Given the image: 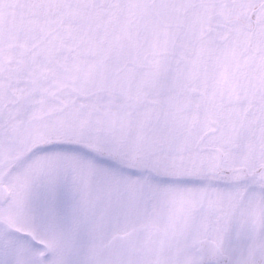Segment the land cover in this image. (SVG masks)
Wrapping results in <instances>:
<instances>
[{
    "label": "snow or ice",
    "instance_id": "obj_1",
    "mask_svg": "<svg viewBox=\"0 0 264 264\" xmlns=\"http://www.w3.org/2000/svg\"><path fill=\"white\" fill-rule=\"evenodd\" d=\"M0 264H264V0H0Z\"/></svg>",
    "mask_w": 264,
    "mask_h": 264
}]
</instances>
